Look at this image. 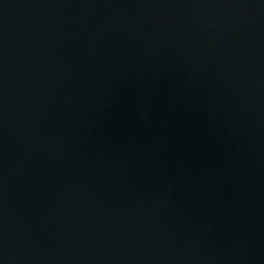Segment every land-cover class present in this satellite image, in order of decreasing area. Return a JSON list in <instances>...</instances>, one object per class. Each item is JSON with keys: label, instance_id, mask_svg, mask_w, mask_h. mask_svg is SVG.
<instances>
[{"label": "water", "instance_id": "water-1", "mask_svg": "<svg viewBox=\"0 0 264 264\" xmlns=\"http://www.w3.org/2000/svg\"><path fill=\"white\" fill-rule=\"evenodd\" d=\"M0 264H264V0H0Z\"/></svg>", "mask_w": 264, "mask_h": 264}]
</instances>
